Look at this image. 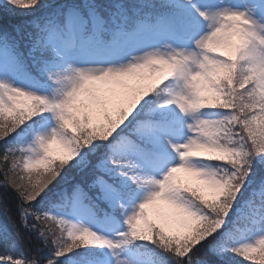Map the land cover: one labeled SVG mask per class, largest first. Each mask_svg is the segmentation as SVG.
I'll use <instances>...</instances> for the list:
<instances>
[{"label": "snow or ice", "instance_id": "snow-or-ice-1", "mask_svg": "<svg viewBox=\"0 0 264 264\" xmlns=\"http://www.w3.org/2000/svg\"><path fill=\"white\" fill-rule=\"evenodd\" d=\"M0 264H264V0H0Z\"/></svg>", "mask_w": 264, "mask_h": 264}, {"label": "trees", "instance_id": "trees-1", "mask_svg": "<svg viewBox=\"0 0 264 264\" xmlns=\"http://www.w3.org/2000/svg\"><path fill=\"white\" fill-rule=\"evenodd\" d=\"M0 179H2V177H0ZM0 220H2V218H0Z\"/></svg>", "mask_w": 264, "mask_h": 264}]
</instances>
